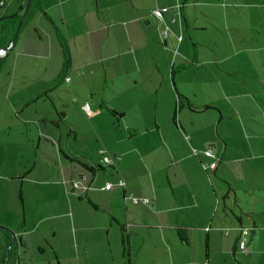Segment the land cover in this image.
Returning a JSON list of instances; mask_svg holds the SVG:
<instances>
[{
  "label": "rangeland",
  "instance_id": "rangeland-1",
  "mask_svg": "<svg viewBox=\"0 0 264 264\" xmlns=\"http://www.w3.org/2000/svg\"><path fill=\"white\" fill-rule=\"evenodd\" d=\"M87 1L73 3L83 6ZM97 2L90 0L86 4L97 6ZM23 4L24 0H6L5 6L0 5V51L9 48L15 37L20 22L15 16ZM58 6L57 13L61 15L62 7ZM72 7H66V16L75 18L70 21L76 34L69 42L72 69L68 71L74 83L57 82L64 65L62 46L54 34L49 35L39 25L35 14L26 20L9 54L0 55L3 60L0 225L6 228L0 229V252L8 254L6 242L12 236L24 242L19 253L10 257L12 264H148L152 258L161 256L162 251L152 246L140 249L143 237L132 233L129 262L128 250L124 254L119 221L125 220L126 207L131 209L134 198L142 201L140 190H130L126 200L122 188L125 185L113 186V191L97 188L92 171L83 168L88 179L87 175L81 178L79 174L73 175V170L65 169L72 162L83 167L72 161L77 158L68 156V152L87 153L101 161L107 148L104 143L115 147L110 139L121 135L115 128L121 117L109 109L99 113L104 94L112 104L134 99L135 111L130 112L127 120L134 121L140 115L154 127L158 120L166 137L172 135L173 129L189 140L196 136L204 138L209 115L217 117L213 123L215 132L221 123L220 133L230 135L229 140L238 146H247L246 133L264 135V0H182L178 14L177 10L175 13L169 9L178 22H183V27L171 21L177 32L172 31L171 24L162 31L176 39L174 46L164 44L167 37L162 32L148 46L150 31L148 27H140L135 29L133 37L134 54L107 61L101 58L108 54V46L87 38L84 28L79 30V19ZM41 15L44 23L57 33L48 17ZM120 39L119 36L113 44L116 51L126 46ZM176 57L178 62L174 65ZM173 67L178 70L175 74L178 91L193 106L183 108L177 122L174 121ZM216 71L222 73L225 83L232 85L227 93L219 87V78L213 73ZM107 78L110 86L105 83ZM232 88L238 91L232 92ZM116 90H124L118 98L114 97ZM226 94L231 96L228 98ZM212 99L224 104L230 120L222 119L223 113L218 107L206 105ZM86 102L92 109L89 114L83 106ZM92 117L95 119L90 122ZM180 117L183 123L197 129L198 134L192 135L181 127ZM124 126L122 122L120 130L126 133ZM43 132L53 136H43ZM156 132L159 136L160 132ZM141 139L136 142L138 146L142 144ZM116 147L125 149L127 145ZM204 147L207 148L203 145V150ZM134 152L130 154L131 159L137 157L136 153L132 156ZM159 158L165 164L166 159L161 155ZM104 166L106 170L96 173L106 178L111 170ZM170 169L172 173L173 169L181 171V168ZM159 174L170 187L166 174ZM182 174L193 175L187 165ZM135 175L142 182L150 178L148 174ZM74 181L79 189L74 188ZM108 182L112 181L104 183L105 186ZM174 186L178 198L184 194V188H191L184 183L180 186L174 183ZM93 190H100L94 198ZM94 200L100 208L94 206ZM194 244L197 245L187 246V255L191 257L198 254ZM203 258L208 261L205 245Z\"/></svg>",
  "mask_w": 264,
  "mask_h": 264
},
{
  "label": "crops",
  "instance_id": "crops-1",
  "mask_svg": "<svg viewBox=\"0 0 264 264\" xmlns=\"http://www.w3.org/2000/svg\"><path fill=\"white\" fill-rule=\"evenodd\" d=\"M75 1L41 0L45 13L36 10L38 14L35 12L34 18L37 16L35 20L39 25L45 27L49 35L53 36L54 34L58 38L57 33H54L51 27L44 23L41 14L47 16L52 22V27L55 30L57 27L59 28L69 45V42L73 40V35L76 34V30L70 22L71 20L75 21V18L74 16L71 18L66 16V7L73 5L71 9L79 19V30L84 28L87 38H93L96 43L100 42L104 46H108V54H103L101 58L104 61L123 55L131 57V54H134L133 37L136 28L146 29L148 27L150 34H148L147 45L150 46L152 39H159L158 32L161 34L162 31L169 29L168 26L172 25L171 21L176 24L179 23L180 28L183 27V22H178L177 16L173 13L181 6L182 0H98L97 6L87 5L86 3L90 0L83 2V6L77 3L76 5L73 3ZM58 4L62 7L61 15L57 13V10L60 9ZM165 7L168 9L170 7L173 12L171 13L169 9L161 21L153 12ZM165 25L167 26L166 29H164ZM171 27L172 31L176 33L175 26L172 25ZM119 36L126 46H121V49L116 51L113 44L119 39ZM175 43L176 39L172 35L170 37L168 32L164 44L174 46ZM8 54L9 52L6 55ZM177 62L176 57L174 65ZM69 69H72V64ZM68 71L64 77L59 79L60 73L57 82L74 83V77H69ZM176 72L178 70L173 67V87ZM213 73L217 79L219 78V87L227 93L228 87L230 88L232 85L230 86L229 82L223 81L222 73L219 74L217 71ZM66 77H69L70 80L67 81ZM42 83L43 86L47 85L44 81ZM105 83L107 86L111 85L108 78ZM234 90L235 93L238 91L237 88H232V92ZM116 91L117 94L114 97L118 98L124 90ZM226 95L228 98L231 96ZM111 101L110 97L107 98L104 94L100 100L102 111L99 113L102 114L104 109H109L112 113L117 112L121 117L115 128L117 127V132L120 133L121 131L122 133L118 137L114 136L113 139H110L115 147L113 148L111 144L107 145L105 142L107 148L102 153L101 161L87 153L76 154L74 151L75 154L68 152V156L75 157L89 166L101 165L100 163L104 166L106 164L103 162V157L109 156L114 161L112 166L106 165L110 167L111 174L105 178V176L95 173L93 177L98 182L97 188L107 190L104 184L107 181H112L113 186L121 187L119 181L124 179L125 187L122 186V188L126 200L129 198L128 192L130 190H140L142 201L135 203L133 200L131 209L126 207L125 220L118 219L120 228L125 226L129 238V244L127 246L123 244L124 254L128 250L129 262H131L130 254L132 253L130 235L136 233L143 237L140 249H144L145 246H152L162 251L161 256L152 258V262L148 264H204L206 262L203 258L204 245L207 264H264V179H261V176H264V135L246 133L247 146H238L231 139L229 140L230 135L220 133L222 126L220 122L217 126L218 129L216 128L217 132H215L213 123L215 124L217 117L209 115L204 138H202L203 136H196L193 140L191 138V141L173 129H171L172 135L167 136V138L158 120L155 122V127L150 125L147 120L140 118V115L134 121L127 120L130 112L135 111L134 99L124 100L119 104H112ZM206 105L218 107L223 113L222 119L230 120L227 118L229 114H226L222 102L212 99L207 101ZM94 119L92 117L89 120L93 122ZM44 122L48 123L45 119ZM122 122H124L123 128L126 129V133L120 130ZM113 123L115 124V121ZM179 123L192 135L198 134V130L185 122L183 123L181 117ZM156 130L160 132L159 136ZM41 135L49 138L53 136L47 132H43ZM99 138L101 139L100 135ZM137 138H142L140 146L136 143ZM119 144H125L127 147L125 149L116 147ZM203 145L207 147H204V150H212L215 158L205 156ZM133 151L135 152L132 156L137 155L135 159L130 157ZM160 155L166 159L165 164H161ZM215 160L218 162L216 169L205 168V164ZM150 161H152V166L149 165ZM63 162L61 160L62 166ZM186 165L193 174L191 177L182 174ZM83 168L77 167L76 163L72 162V166L67 164L65 169L73 170V175L79 174L83 178L87 175ZM170 168H181V171L173 169L172 173ZM159 172L166 174L170 187L167 186V182L162 179ZM135 174H148L150 178L147 182H142L139 179L136 180ZM174 183L178 186L184 183L190 185L191 188H184V194L178 198L175 194ZM114 189L112 188L111 191ZM99 191H91L92 197L97 196ZM235 192L236 196L234 195ZM146 199L150 202H146ZM94 201L96 206L100 208L101 205L96 200ZM235 201H238L241 209L236 208L237 216L233 217L229 207H233ZM178 227L187 228V243L181 239L180 242L177 238ZM101 228H103L102 225ZM134 230L136 232H133ZM244 230H249V234L246 236L244 249H241L239 243L243 238ZM193 243H197L194 246L198 254L191 257L187 255V246L190 247Z\"/></svg>",
  "mask_w": 264,
  "mask_h": 264
},
{
  "label": "trees",
  "instance_id": "trees-1",
  "mask_svg": "<svg viewBox=\"0 0 264 264\" xmlns=\"http://www.w3.org/2000/svg\"><path fill=\"white\" fill-rule=\"evenodd\" d=\"M26 3H27V0H24V4L22 6L21 12L17 16H15V18L18 21L20 20V18L22 16V12H24V10H25ZM0 5L1 6H5L6 5V0H0ZM36 10H41V11L45 12V10H44V8H43V6L41 4V0H32V4H31V7H30L28 16H27V18L24 21V24L26 23V20L29 17H31V15L32 16L34 15V12ZM22 28H23V26H22ZM57 36L59 38V41H60V44L62 46V50H63V53H64V68H63V71H62L61 75L59 76V79H60V78H62V77L65 76V74L67 73L68 69L71 66V52H70V49H69V45L67 43V39L61 33V31L59 30L58 27H57ZM2 66H3V60L0 59V69L2 68ZM174 88H175V92L177 94V101H176V104H175V112H174V121L177 122L178 115L181 112V110L183 108H185L187 105H188L189 108H192L193 106L191 105L189 99L187 97H185L184 95H182L177 90L176 85H175V82H174ZM113 114L118 115L117 112H113ZM67 158H69V157H67ZM71 160L80 163L83 167H85L89 171H92L93 173H96L98 170H106V167H104L102 165H96V166L95 165H92V166H89L87 163H84L83 161H81L79 159H74L73 158ZM94 206L97 208L96 205H94ZM1 230H5V229H1ZM121 230H122V242H123V244L125 246H127V244H129V238H128V235L126 234L125 226H121ZM177 231H178V234H179L181 240L183 242L187 243L188 242L187 228L178 227ZM9 240H10V237H9ZM8 244H9V241L6 242V245H8ZM207 253H208V250H207Z\"/></svg>",
  "mask_w": 264,
  "mask_h": 264
},
{
  "label": "built area",
  "instance_id": "built-area-1",
  "mask_svg": "<svg viewBox=\"0 0 264 264\" xmlns=\"http://www.w3.org/2000/svg\"><path fill=\"white\" fill-rule=\"evenodd\" d=\"M168 10H169V9H168L167 7H165V8H160V9H156V10H154L153 14H154L159 20L162 21V20H163V17H164V14H165ZM166 30H167V29H166ZM163 33H164V38H166V37L168 36L167 32H163ZM0 54H6L5 50H1V51H0ZM66 80L69 81L70 78H69V77H66ZM84 109H85V111H86L88 114L92 111L91 106H90V104H89L88 102H87L86 105L84 106ZM203 153H204L205 156H207V157L215 158V155L213 154V152H212L211 149H206V150H204ZM103 162H104L106 165H108V166H112L113 163H114L113 159H112L111 157H109V156H104V158H103ZM217 166H218V162H217L216 160H215V161H212V162H209V163H207V164H205V168H206V169H216ZM73 183H74V188H75V189H79V188H78V187H79V184H78L76 181H74ZM119 184H120V185H125V181H124L123 179H121V180L119 181ZM105 188H106L107 190H110V189L113 188V184L110 183V182H108V183L106 184V187H105ZM85 190H86V189H85ZM145 201H146V202H150V201L147 200V199H146ZM134 202H135V203H138L139 200L136 199V198H134ZM242 234H243V238L240 240L239 246H240L241 249H244L245 244H246V236L249 234V230H244Z\"/></svg>",
  "mask_w": 264,
  "mask_h": 264
},
{
  "label": "water",
  "instance_id": "water-1",
  "mask_svg": "<svg viewBox=\"0 0 264 264\" xmlns=\"http://www.w3.org/2000/svg\"><path fill=\"white\" fill-rule=\"evenodd\" d=\"M31 4H32V0H27L25 10H24V12L22 13V16H21V18H20V22H19V26H18V28H17V31H16V33H15V37H14V39H13L11 45H10L9 48H7V49H1V50H5L6 54H7V53L9 52V50L12 49V47L15 45V39L18 37V35H19V33H20L21 29H22V26H23V24H24V21H25V19H26L27 16H28V13H29V10H30V7H31ZM39 11H40L41 13H45V12H43V11H41V10H39ZM0 55H1V54H0ZM234 195L236 196V192L234 193ZM236 208H237V209H241V206L239 205L238 201H235V202H234V206H233V207H229L230 211L232 212L233 217H236V216H237L236 213H235ZM0 229H6V228L0 225ZM14 238H15V237H14ZM8 260H9V263L12 264V262L10 261L9 258H8Z\"/></svg>",
  "mask_w": 264,
  "mask_h": 264
},
{
  "label": "flooded vegetation",
  "instance_id": "flooded-vegetation-1",
  "mask_svg": "<svg viewBox=\"0 0 264 264\" xmlns=\"http://www.w3.org/2000/svg\"><path fill=\"white\" fill-rule=\"evenodd\" d=\"M9 244L6 245L8 248V254L2 255L0 252V264H10L8 258L10 259V257L12 255H14L15 253H19V251L21 250V248L24 246V242L22 240L19 239H13V237L11 236ZM2 255V256H1Z\"/></svg>",
  "mask_w": 264,
  "mask_h": 264
}]
</instances>
